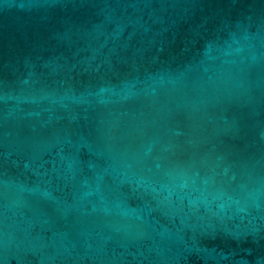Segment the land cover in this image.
Segmentation results:
<instances>
[{
	"label": "water",
	"instance_id": "water-1",
	"mask_svg": "<svg viewBox=\"0 0 264 264\" xmlns=\"http://www.w3.org/2000/svg\"><path fill=\"white\" fill-rule=\"evenodd\" d=\"M0 264H264V0H0Z\"/></svg>",
	"mask_w": 264,
	"mask_h": 264
}]
</instances>
